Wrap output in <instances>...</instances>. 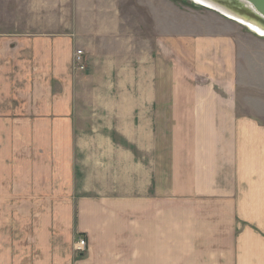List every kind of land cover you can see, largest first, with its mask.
I'll return each instance as SVG.
<instances>
[{"label":"crops","instance_id":"0c3cea01","mask_svg":"<svg viewBox=\"0 0 264 264\" xmlns=\"http://www.w3.org/2000/svg\"><path fill=\"white\" fill-rule=\"evenodd\" d=\"M98 13L95 32L0 21V190L38 213L34 258L0 264H264V37L162 18L138 49L115 3Z\"/></svg>","mask_w":264,"mask_h":264},{"label":"rangeland","instance_id":"374dc122","mask_svg":"<svg viewBox=\"0 0 264 264\" xmlns=\"http://www.w3.org/2000/svg\"><path fill=\"white\" fill-rule=\"evenodd\" d=\"M26 2L27 0H0V21L4 22L5 26L7 24L8 26L13 25L8 30L10 33L24 31L40 34L53 30L64 32L65 27H68V31L74 28L87 30L90 26L93 27L91 29L95 32V27L98 20H100L99 7L108 3L110 5L115 3L118 7L121 19L124 22L122 23L124 31L126 35H129V32L131 33L130 36H132L138 49L141 48L140 45L144 46V41L150 35L151 26L162 21V18L166 21H162V23L166 24L170 31L177 30V27L186 30L192 24L201 21L202 23L207 22L211 26H218L221 23L224 26L240 29L246 34L251 32L248 28L225 19L219 13L194 5L188 0H57L56 8L42 13L26 12V6H24ZM40 6L41 8L46 7L44 3ZM18 24L24 25L25 29H17L15 26ZM29 26L35 27L28 29ZM77 46L74 52L81 48H79V45ZM81 50L84 49L81 48ZM83 53L84 60L87 58V54H92L91 52L87 53L85 50ZM73 68L71 59V69L75 73L74 78L78 83L77 99L80 100L81 78H84V76L81 78L80 76L85 70L77 71ZM0 191L2 198L0 204V248L13 246L15 249H19V245H25L27 248L21 247V253H9L8 259L13 257V260H16L20 256L21 260L29 257V261H31L36 255L30 251L36 243L32 219L37 217L38 213L34 212L31 216L32 214L29 215L30 211L27 210V206L21 203L18 204L17 201L13 203L12 197L17 195L15 191L18 192V189H1ZM14 200L16 199L14 198ZM23 249L29 250L31 253H22ZM3 255L4 253H0V257Z\"/></svg>","mask_w":264,"mask_h":264},{"label":"water","instance_id":"95a60500","mask_svg":"<svg viewBox=\"0 0 264 264\" xmlns=\"http://www.w3.org/2000/svg\"><path fill=\"white\" fill-rule=\"evenodd\" d=\"M264 37V0H188Z\"/></svg>","mask_w":264,"mask_h":264},{"label":"built area","instance_id":"2783aa9c","mask_svg":"<svg viewBox=\"0 0 264 264\" xmlns=\"http://www.w3.org/2000/svg\"><path fill=\"white\" fill-rule=\"evenodd\" d=\"M83 50L79 49L74 52L72 55V66L74 70L84 71L86 69L85 60L83 57ZM86 248V240L84 238L78 237L73 244V249L77 253H81Z\"/></svg>","mask_w":264,"mask_h":264}]
</instances>
